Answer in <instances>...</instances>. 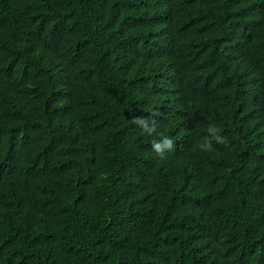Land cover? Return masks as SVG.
<instances>
[{
    "label": "trees",
    "instance_id": "trees-1",
    "mask_svg": "<svg viewBox=\"0 0 264 264\" xmlns=\"http://www.w3.org/2000/svg\"><path fill=\"white\" fill-rule=\"evenodd\" d=\"M0 264H264V0H0Z\"/></svg>",
    "mask_w": 264,
    "mask_h": 264
},
{
    "label": "clouds",
    "instance_id": "clouds-1",
    "mask_svg": "<svg viewBox=\"0 0 264 264\" xmlns=\"http://www.w3.org/2000/svg\"><path fill=\"white\" fill-rule=\"evenodd\" d=\"M153 115H155V113ZM129 123L137 126L143 131V133L149 136L155 135L159 137V140H153L151 145L152 151H154L159 157L163 158L166 151L173 149V140L170 137L164 135L162 132L158 131L159 124L157 120L134 116L129 121ZM214 142L216 144H224L225 139L222 135H220V130L217 128V126L209 125L207 128V135L202 138V141L198 147L202 151H212Z\"/></svg>",
    "mask_w": 264,
    "mask_h": 264
}]
</instances>
